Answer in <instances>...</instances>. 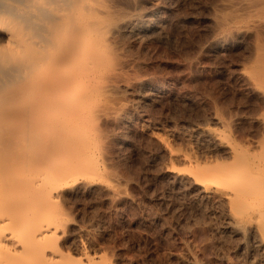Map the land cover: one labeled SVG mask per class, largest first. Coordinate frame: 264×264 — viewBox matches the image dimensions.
<instances>
[{"label":"rangeland","instance_id":"374dc122","mask_svg":"<svg viewBox=\"0 0 264 264\" xmlns=\"http://www.w3.org/2000/svg\"><path fill=\"white\" fill-rule=\"evenodd\" d=\"M130 10L144 29L120 40V55L132 62L121 72L130 85L101 100L124 110L121 121L99 119L96 133L85 130L83 163L71 156L76 170L71 176L68 163L67 182L49 172L40 183L50 193L61 182L38 206L66 229L60 249L98 264H264L259 234L236 231L228 204L205 195L182 159L228 161L206 129L246 147L247 131L229 124L245 95L242 55L209 46V1L141 0Z\"/></svg>","mask_w":264,"mask_h":264},{"label":"bare ground","instance_id":"6f19581e","mask_svg":"<svg viewBox=\"0 0 264 264\" xmlns=\"http://www.w3.org/2000/svg\"><path fill=\"white\" fill-rule=\"evenodd\" d=\"M139 1L0 0V264H98L87 253L79 261L66 256L59 247L66 229L38 206L76 170L70 162L83 163L77 150L84 152L85 130L122 119L124 110L105 99L130 85L121 72L132 62L120 55V40L126 30H144L130 10ZM206 1L209 46L242 55L244 100L228 116L236 134L247 131L240 134L246 147L206 129L228 161L182 159L205 195L228 204L236 231H254L264 246V0ZM45 173L59 178L50 193L40 184Z\"/></svg>","mask_w":264,"mask_h":264}]
</instances>
